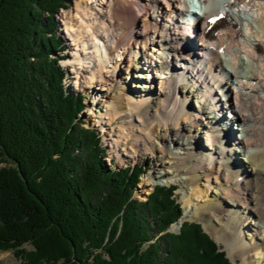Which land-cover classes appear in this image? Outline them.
Masks as SVG:
<instances>
[{
  "label": "bare ground",
  "instance_id": "1",
  "mask_svg": "<svg viewBox=\"0 0 264 264\" xmlns=\"http://www.w3.org/2000/svg\"><path fill=\"white\" fill-rule=\"evenodd\" d=\"M195 2L193 19L184 22L180 11L188 10V0H75L76 14L65 27L76 67L74 86L83 78L88 87L106 85L102 119L107 125L132 117L119 132L107 131L113 149L127 141V130L136 131L144 151L158 152L159 171L172 166L192 179L193 195L214 185L212 202L196 214L216 223L233 261L264 264V0ZM218 13L220 19L208 22ZM134 79L142 84L124 87ZM117 83L118 89L108 88ZM204 120L211 122L210 131ZM201 133L207 140L203 153ZM237 152L245 154L247 167L237 165ZM195 170L200 173L192 177ZM156 174L146 175L143 185H151ZM181 219L185 216L170 230Z\"/></svg>",
  "mask_w": 264,
  "mask_h": 264
},
{
  "label": "trees",
  "instance_id": "2",
  "mask_svg": "<svg viewBox=\"0 0 264 264\" xmlns=\"http://www.w3.org/2000/svg\"><path fill=\"white\" fill-rule=\"evenodd\" d=\"M69 3L0 0V251L23 264H229L199 224L167 232L181 215L175 187L133 198L141 165H107L78 119L54 20Z\"/></svg>",
  "mask_w": 264,
  "mask_h": 264
},
{
  "label": "rangeland",
  "instance_id": "3",
  "mask_svg": "<svg viewBox=\"0 0 264 264\" xmlns=\"http://www.w3.org/2000/svg\"><path fill=\"white\" fill-rule=\"evenodd\" d=\"M74 3H75V0H70L69 4L64 5L65 7L62 6V8L57 10L55 17H54L55 23L57 25L56 34L57 36H59V38L63 40V43H62L63 49H64L63 53H65V57L63 61H60L59 64L62 67H65V77H64L65 89L70 92L79 93L84 98V101H83L84 107H83V110L78 115V119L83 123V127L97 129V131L99 132L100 144L102 147L106 149V152H107L106 153L107 155L104 158L106 164H108L109 160H111L114 168L129 166L134 163H139V164L144 165L145 170L143 174H141L140 177L138 178L137 185L132 194V197L139 201H144L154 186H169V185L174 186L175 190L173 191V194L176 199V202L181 207V215L185 216V220L182 221L181 219V222L179 223L178 228L175 231L170 230L169 228L170 226H169L167 229V232H170L172 234H177L182 222L200 223L203 230L206 231L207 234L210 236V238L216 243L219 250L224 252L225 257L228 258L230 264H241L240 259L233 261V259L231 258L232 251H231L230 245L227 241L222 240L221 236H219L220 234L219 228L217 225H214L215 222L212 223V222L205 221L204 218L201 217L200 213L196 214V211H199L202 208H205V206L207 207L208 203L212 200L213 197L210 191L211 189L214 190L213 189L214 185H212L211 189L209 190H207V186L205 185L203 187V189H205V192L198 194V195L196 194L193 195V192L195 191V186L193 185L192 179L189 176L182 174L179 170H176V168L172 166H168V168H164L163 170L159 171L158 169L160 167L158 166V157H159L158 152L153 149L152 150L150 149L149 151H144L143 150L144 146L142 145V143L140 141L135 140L136 135L134 133H136V131L127 130L129 132V137L127 138V141L126 142L124 141V144L121 141L115 149L111 147L112 141L108 140L107 131L111 130L112 134H115V132H119L120 130L117 129L119 128L118 126H120L123 123H127L126 126H128V121L132 117H129V115H123V116L116 118V120L111 122L110 125H107L106 124L107 119H102L104 115V110H105V108L103 107L102 101L107 99V97L105 96V93H103L104 92L103 88L105 84L103 85L102 83L95 82L93 85H90V87H88L86 80L83 78L79 80L77 87L74 86L75 75H76L74 72H76V67L74 66V64H72L73 57L70 54L71 53L70 49H72L71 39H69V37L67 36L66 30H65V27L67 26L66 23L68 21V18L76 14ZM197 41L198 39L195 38V43ZM145 50L149 55L153 54L152 52L153 50L150 46L147 49L145 48ZM139 59H142V58H139ZM171 67L172 65L170 66V68ZM144 74L146 75L147 72L146 73L143 72V75ZM153 76L158 77L156 76L155 73L153 74ZM118 81L120 82L122 81V79L118 77ZM158 82H159L158 79H155L153 81V85L157 87V89H159ZM137 83L142 84V82L138 80H135V83H132V81L129 80L127 81V84L124 85V87H129V86L133 87L134 84H137ZM117 87H118V83L117 85L111 84L108 86V88H111L113 90L118 89ZM131 89L134 90V88H131ZM138 94L140 96V92H138ZM221 99H224V97H221ZM191 101L194 106L195 98L191 99ZM187 102H188L187 105L190 106L191 102L190 101H187ZM225 115H226L225 117L229 116V114L227 113H225ZM206 122L207 121L204 120L205 127L207 130H209L207 126L211 124V122L210 123L209 122L206 123ZM233 128L234 129L239 128L235 122H234ZM197 140H198V143L202 145V148H199V152L203 153V151L205 150L204 145H207V140L202 133L200 137L198 135ZM260 140H261V144L264 145V136L260 137ZM152 141L153 143L157 144V140L155 138H153ZM229 147L234 148L232 144L231 146L229 145ZM169 148H171V146ZM222 148L227 149V147L224 144ZM132 151L135 152L134 157L132 155ZM174 151H177V150L174 149ZM245 154L248 157L249 151L248 153H245ZM245 154L243 155L242 152H237L235 156L237 159V165L238 164L240 165L241 163L247 167V163L244 157ZM5 165L6 164L4 163H0V167H4ZM172 165L174 166L177 164L174 163ZM7 166L9 165L7 164ZM250 170L251 168H249L248 166L247 173H249ZM154 171H157V174L155 175V178H154V182L151 185H143V180L145 176L148 175V176L154 177L153 176ZM199 173H200L199 170H195L194 176L192 177L199 175ZM230 175L231 174H228L225 176L228 177ZM232 178H234V176ZM222 179H223V176L220 175L221 183H222ZM201 182H203V180ZM214 188L216 189V187ZM180 217L177 219L178 221L180 220ZM178 221L176 223H178ZM176 223H172V224H176ZM247 235H249V233H247ZM249 237L250 236H247L245 240L249 239ZM22 248L23 250L27 252L31 250V247L28 244L23 245ZM23 263H24V260L20 256L15 255V252L13 250L0 251V264H23Z\"/></svg>",
  "mask_w": 264,
  "mask_h": 264
},
{
  "label": "water",
  "instance_id": "4",
  "mask_svg": "<svg viewBox=\"0 0 264 264\" xmlns=\"http://www.w3.org/2000/svg\"><path fill=\"white\" fill-rule=\"evenodd\" d=\"M145 201V200H144ZM178 221V220H177ZM177 221H175L174 223H176ZM167 231V230H166Z\"/></svg>",
  "mask_w": 264,
  "mask_h": 264
}]
</instances>
